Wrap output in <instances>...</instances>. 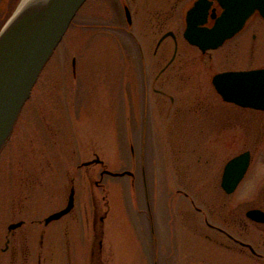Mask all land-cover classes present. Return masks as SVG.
I'll return each mask as SVG.
<instances>
[{"label":"rangeland","instance_id":"374dc122","mask_svg":"<svg viewBox=\"0 0 264 264\" xmlns=\"http://www.w3.org/2000/svg\"><path fill=\"white\" fill-rule=\"evenodd\" d=\"M22 1L0 0V27ZM193 1L88 0L80 9L43 70L22 112L20 126L0 158V247L13 221L14 164L24 168L30 158L29 149L16 152L13 148L24 146L34 148L33 164L44 165V186H36L33 192L39 200L44 195V220L63 209L71 186L76 188V212L44 226V264H154L155 220L164 254L170 245L182 250L195 243L205 247V241L192 235L185 224V210L181 211L184 198L175 195V179L183 176L185 168L182 161L173 164L172 148H186V114L181 117L183 123L176 136L171 137V133L163 132L169 121V107L165 105L169 104L168 96L176 95L179 105L187 107L200 93H213L211 80L218 72L263 67L264 20L255 15L244 31L203 56L183 38L185 13ZM125 5L132 14L131 26ZM170 31L178 42V58L173 66L183 73L161 85L168 96L159 117L153 105L155 99L162 97L152 89L157 73L173 56V39L167 38L158 53L154 52L158 41ZM139 44L144 52L148 85L144 82ZM146 86L151 107L145 140L141 101ZM217 99L213 95L215 102ZM235 131L239 132L238 138L232 140L226 132L221 144L213 146L225 159L243 150L246 144L254 149L256 161L238 193L244 197L255 187L264 169V118L256 124L255 131L245 122ZM17 137H23L25 145L13 144L19 140ZM95 154L108 170L131 171L133 177L106 175L102 186L91 185L90 176L99 179L101 166H82ZM92 190L97 196V216L106 215L103 224L99 222L95 240ZM99 240L103 243L101 249ZM0 264H7L2 254ZM162 264L167 263L163 260Z\"/></svg>","mask_w":264,"mask_h":264},{"label":"flooded vegetation","instance_id":"af4514ba","mask_svg":"<svg viewBox=\"0 0 264 264\" xmlns=\"http://www.w3.org/2000/svg\"><path fill=\"white\" fill-rule=\"evenodd\" d=\"M207 1L211 2L209 10L210 26L213 23L210 20L211 14L216 12L219 15L221 7L216 0ZM249 22H247L242 31L246 29ZM173 38L175 43L173 56L157 73L154 81L156 86L152 89L162 99H155L153 106L157 109L159 117L162 108L165 106L169 107V121L163 127V132L165 134L171 133V137L176 136L183 123L181 117L183 113L186 114V121H184L186 122L185 134L188 136L186 148H172L174 150L173 155H175L173 164L182 161L184 162L182 163L184 165L183 168H185L182 171L183 176L177 178L178 180L175 179L174 188H176L175 195L184 198V206H182L181 211L185 210V212H182L185 224L188 225L192 235L205 241V247H197L198 245L195 243L187 247L186 250H182L177 248L176 245L174 247L170 245L164 254L163 245H161L157 234L155 220L153 233L154 264H162L163 260L167 264H264V169L255 187L252 191L249 190L248 195L243 197L238 193L256 161L254 149L249 144H246L243 150L225 159L218 147L213 146L221 144L222 138H225V133L229 132L230 129H233V131L229 132L227 137L232 140L238 138L239 132H236L235 128L239 127L241 122H245L249 128L255 131L256 124H260L264 118V111L241 107L237 103L226 101L214 87L213 93L210 90H207L204 94L200 93V97L194 101V104L187 107L179 105V98L176 95H166L161 85H164L166 80H173L183 73L179 67L173 66L178 58L176 34ZM160 46L157 45L154 55L158 53ZM139 49L143 76H145L148 72L144 62V52L140 45ZM209 53L210 51H207L202 54L204 56ZM233 53L230 55H233ZM262 68L264 66L227 69L214 74L213 77L224 72L250 71ZM147 81L148 79L145 76V85H148ZM213 95L218 98L217 102L213 100ZM166 96L169 97V104L164 106L167 102ZM141 103L142 138L146 140L149 132L151 107L148 86L145 88ZM21 116L22 114L16 123L8 144L13 140L15 132L20 126ZM207 123L211 125L208 126ZM228 125V130L225 131V126ZM157 127V133H160L159 128H162L160 122H158ZM170 128L171 131L169 130ZM245 134L247 136L251 135L250 133ZM17 139L19 140H15L13 144L22 143L25 145L23 137H17ZM193 144L197 146H193ZM13 149L16 152H20L22 149L27 152V149H29L30 158L27 165L23 166L24 168H18V164H14L15 169L13 168L12 171L14 173L12 181L14 197L12 200L13 207H11L13 221L8 226V234L5 236L3 247H0V254L5 256L7 264H44V251L47 249V245L44 242L46 234L44 226L47 227L50 224H46L43 217L44 195H41L40 200L33 196L36 186H44V165L32 163L34 148H26L24 146ZM4 150L0 154V158ZM241 155L246 156L239 159L236 169L244 166L247 160V170L242 180L229 193L224 186L225 167L232 159L241 157ZM182 156H184V161ZM98 158L99 156L95 154L92 160L85 162L82 166L86 169H90L93 165L101 166L99 179H96V176L95 178H93V175L90 176L91 185L96 187L102 186L101 181L107 175L104 174L107 170L105 164L100 162ZM91 161L93 163L86 165ZM218 172L220 174L219 177ZM70 181L73 184L75 182L74 177ZM72 188L75 190V206L69 215L76 212V188L74 185L71 186L69 195ZM92 201L94 204L93 229L95 231V240L99 222L103 224L106 215L97 216V196L93 190ZM98 245L101 249L103 246L101 240H99ZM181 251H184L185 254ZM197 251H200V253ZM94 255L95 253L93 252L92 256ZM195 256L198 258H194ZM178 257H180V260H177Z\"/></svg>","mask_w":264,"mask_h":264},{"label":"water","instance_id":"95a60500","mask_svg":"<svg viewBox=\"0 0 264 264\" xmlns=\"http://www.w3.org/2000/svg\"><path fill=\"white\" fill-rule=\"evenodd\" d=\"M87 0H34L26 8L15 11L0 31V153L10 139L23 107L32 95L41 73L62 42L74 18ZM223 11L212 15L215 23L206 26L211 2L198 0L187 13L184 33L187 41L202 51L217 49L240 32L247 21L259 12L264 17V0H218ZM128 23H132L126 8ZM173 32L166 33L161 44ZM75 65V64H74ZM225 100L243 107L264 110V69L227 72L213 79ZM239 160L226 168L224 186L230 193L243 178L247 164L237 168ZM114 177L132 175L113 173ZM72 189L65 209L51 215L46 224L66 216L74 208Z\"/></svg>","mask_w":264,"mask_h":264},{"label":"bare ground","instance_id":"6f19581e","mask_svg":"<svg viewBox=\"0 0 264 264\" xmlns=\"http://www.w3.org/2000/svg\"><path fill=\"white\" fill-rule=\"evenodd\" d=\"M32 1H34V0H23L17 11H20V10L26 8Z\"/></svg>","mask_w":264,"mask_h":264},{"label":"trees","instance_id":"16d2710c","mask_svg":"<svg viewBox=\"0 0 264 264\" xmlns=\"http://www.w3.org/2000/svg\"><path fill=\"white\" fill-rule=\"evenodd\" d=\"M1 28V27H0Z\"/></svg>","mask_w":264,"mask_h":264}]
</instances>
